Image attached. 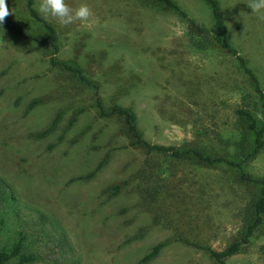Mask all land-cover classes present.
Listing matches in <instances>:
<instances>
[{
    "label": "rangeland",
    "instance_id": "1",
    "mask_svg": "<svg viewBox=\"0 0 264 264\" xmlns=\"http://www.w3.org/2000/svg\"><path fill=\"white\" fill-rule=\"evenodd\" d=\"M175 1L213 29L203 0ZM219 2L232 44L264 89V21L248 0ZM6 3L13 12L6 20L41 30L25 0ZM66 3L87 4L94 16L90 25L48 19L59 36L56 57L77 62L106 107L132 108L152 143L236 158L225 140L238 137L243 96H257L235 56L219 45L195 48L185 19L153 0ZM0 39V250L22 238V251L35 256L23 264H137L166 242L143 264H216L204 247L221 250L239 235L258 187L225 163L174 162L130 145L123 121L100 117L93 89L52 67L47 47L2 29ZM58 113L52 130L32 136ZM105 156L94 175L80 178ZM245 168L264 177V146ZM225 264H264V218Z\"/></svg>",
    "mask_w": 264,
    "mask_h": 264
},
{
    "label": "trees",
    "instance_id": "2",
    "mask_svg": "<svg viewBox=\"0 0 264 264\" xmlns=\"http://www.w3.org/2000/svg\"><path fill=\"white\" fill-rule=\"evenodd\" d=\"M153 1L162 4L167 9L175 11L179 16L185 19L190 41L195 48L206 50L213 48L215 45H219V47L225 49L228 53L236 57L240 66L248 75L252 85V91L257 96V101L252 102L250 93L243 96L242 106L238 107L235 111L237 117L241 121L238 137L235 140H225L232 145L236 158L220 155L195 146L164 145L148 141L143 136V133L138 126L137 116L132 108L119 104H113L106 107L103 104L99 92V84L85 75L82 67L77 62L61 60L56 57L60 50L57 29L49 20L41 18L40 14L34 7V0H25V6L29 17L41 26L40 31L30 30L24 25L10 20H6L3 25H0V29L8 31L19 39L33 41L36 44L47 47L50 51L49 62L52 67L63 69L70 73L81 84L93 89L95 100L93 107L96 108L100 117L115 116L123 121L125 133L129 138L130 145L139 146L147 153L156 152L165 154L174 162L192 161L194 163L208 165L225 163L237 170L240 180L246 183L255 184L258 187L257 195L251 203L249 215L239 235L221 250L208 246L204 247L205 251H207L210 258L216 264H225L228 257L236 254L244 245L249 243L251 237L262 224L264 218V177L253 175L245 168L246 163L255 158L264 146V89L262 88L255 72L248 66L246 58L242 56L232 44L219 0H203L209 6L213 29H209L191 18L175 0ZM38 101L39 100L32 101L29 104V108L33 107ZM255 106H257V109L260 112V118L254 113L253 107ZM84 110V107L79 108L71 118L70 122H74L77 115ZM59 117L60 114H56L45 129L33 133L32 136L34 138L44 137L56 126ZM106 161L107 156L102 158L93 171L80 178L91 177ZM22 240V238H19L9 250H0V264L7 262L11 258H17L19 264L27 263L35 259L33 254L24 253L22 251ZM185 242L190 243L188 240H185ZM164 245H166V242H159L152 246V248L137 261V264H143L152 260L157 256Z\"/></svg>",
    "mask_w": 264,
    "mask_h": 264
},
{
    "label": "clouds",
    "instance_id": "3",
    "mask_svg": "<svg viewBox=\"0 0 264 264\" xmlns=\"http://www.w3.org/2000/svg\"><path fill=\"white\" fill-rule=\"evenodd\" d=\"M246 4L259 20L264 21V0H248ZM37 11L42 19H55L62 26L77 22L90 25L94 16L92 9L87 4L81 3L71 7L66 3V0H40ZM12 14L6 0H0V25H3L7 17Z\"/></svg>",
    "mask_w": 264,
    "mask_h": 264
}]
</instances>
